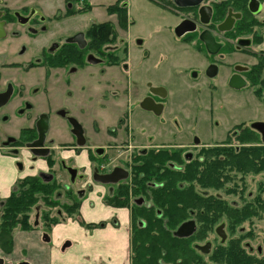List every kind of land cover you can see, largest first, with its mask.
I'll return each mask as SVG.
<instances>
[{"label": "flooded vegetation", "instance_id": "1", "mask_svg": "<svg viewBox=\"0 0 264 264\" xmlns=\"http://www.w3.org/2000/svg\"><path fill=\"white\" fill-rule=\"evenodd\" d=\"M152 1L178 15L172 28L179 39L177 45L190 48L197 56L195 76L206 78L211 89L216 85L210 81L218 80L222 68L230 70L228 86L232 89L251 87L259 94L264 90V0H201L190 7H178L175 0ZM3 4L0 123L22 124L15 133L0 131V156L19 159L27 155L32 162H38V168L31 164L33 174L14 181L9 196H0V221L5 200L12 193H19L29 177L39 178L31 187L41 182L54 190L47 199L41 197L32 206L28 213L30 229L14 228L11 246L0 242V264H35L29 249L16 253L17 236L40 233L44 244L54 246V228L68 220L78 221L89 232L112 230L110 247L98 249L96 260H103L100 264H264V241L253 245L244 229L233 237L239 244L228 243L230 206L240 210L260 206L242 205L240 199L220 194L166 197L162 195L166 181L160 179L158 170L140 168L143 158L152 152L170 149L185 161H192L199 159L207 147H201L198 139L181 146L133 143V118L141 117L135 115L137 110L160 118L167 108V91L152 76L138 75L131 69L128 43L118 38L119 29L126 32L129 25L126 3L125 28L116 13L108 12L114 3L108 4L106 11L115 22L92 23L87 29H73L63 37L44 25L45 16L38 19L35 9L12 10ZM73 8L67 3L65 15L83 12ZM58 17L57 21L61 19ZM31 76L35 77L32 85ZM123 98L126 103L120 104ZM146 99L155 110L142 107ZM118 103V112L122 113L119 125L109 130L114 143L95 145L93 138L100 130L98 110L103 109L108 114L105 118L115 120ZM252 125L249 126L256 136L262 138ZM238 131L234 127L229 136L237 137ZM118 140L120 144H116ZM111 149L118 150L117 159L128 154L125 162L112 164L115 158L108 157ZM17 164L21 167L22 163ZM168 166L181 167L176 158ZM117 168L127 173L124 179L109 183L96 179ZM173 183L182 185L180 181ZM89 193H97L101 212L93 222L84 218L85 207L95 209L85 203ZM169 215L177 221L169 223ZM47 216L58 222L48 221ZM188 221L194 222V233L183 238L175 236ZM40 226L41 232L37 231ZM237 226L238 223L233 228ZM165 235L168 243L163 242ZM150 237L161 242L153 243ZM175 238L187 242H175ZM72 245L68 239L60 251L65 252Z\"/></svg>", "mask_w": 264, "mask_h": 264}, {"label": "rangeland", "instance_id": "2", "mask_svg": "<svg viewBox=\"0 0 264 264\" xmlns=\"http://www.w3.org/2000/svg\"><path fill=\"white\" fill-rule=\"evenodd\" d=\"M116 2L117 0H0V4L4 3V6H10L12 10L21 7L35 9L37 18L41 19L45 16L43 24L62 37L73 29H87L92 23L105 20L115 22L113 16H108L106 6ZM124 2L128 5L129 25L126 32L119 29L118 38H124L128 43L131 69L138 75L152 76L157 81L156 83L164 86L167 91V108L160 118L135 109L137 110L135 115L138 114L141 117L140 119H137L136 116L133 118V143L181 146L198 139L201 147L216 145H244L246 149L263 147L260 135L256 138L254 134L246 133L244 139L235 141L231 137L232 135L229 136V133L241 123L251 125L255 122H264V90L259 94L255 93L251 87L232 89L228 86L230 70L222 68L218 80L210 81V84L216 85L211 89L206 78V80L202 78V75L195 76L198 72L196 63H199L197 56L190 48L177 45L179 39L172 33V28L179 20L178 15L161 8L152 0H124ZM67 3L72 4L75 10L81 9L83 12L65 15L64 9ZM58 15L60 16L58 17ZM56 16L61 19L57 21ZM50 32L54 38L57 37L53 31ZM49 36L51 35L49 34ZM137 42H140L142 46ZM29 80L32 85L35 77L31 76ZM40 97L38 95V98ZM42 101L45 102V99ZM124 102L126 103L124 98L119 101L120 104ZM119 103L117 112L121 107ZM98 111L100 119L97 124L100 130L99 134L93 138V142L95 145L97 143L104 145L110 141L114 143V140L111 139L112 136L109 137V130L119 125L118 120L122 113L118 112L114 120L105 118L108 114L104 113L103 109ZM14 122L0 123V131L6 132L7 130V133H15L17 130L15 132L14 130L22 123ZM116 142V144H120L119 140ZM117 156V149L108 151L109 159L115 158L111 163L117 165L124 163L125 156L128 157V154L121 156L120 159H117ZM18 161H21V167L18 166ZM31 164H35L38 168V162H32L27 155L19 159L12 157L11 161L0 160V196H9L14 181L33 174ZM105 164L107 165V162ZM259 170L245 175L237 174V180H244L246 185L239 182L240 188L227 195L240 199L248 205L247 198L254 195L257 188L260 189L264 183V170ZM12 178L13 180L10 182ZM218 191L221 192V190ZM84 200L88 207L95 206L94 210L85 207L87 216L98 219L101 212L97 207V193L87 194ZM109 217L110 215L107 216V220ZM85 218L88 222L89 217ZM242 229L253 245L264 241V211L248 217V220L244 218L234 230L228 231L229 239L232 241V238L237 236ZM37 231L41 232L43 228L40 226ZM90 233L95 238L92 230ZM100 233L104 239L107 237L108 232ZM21 235L23 234L17 236L18 242H21ZM25 241L31 247L35 246L33 248L35 251L30 253L35 264H49L51 255L57 247L52 244H44L43 240L42 244L38 245V240L35 237L26 238ZM41 245L45 249L43 256L39 255ZM80 248L81 243L78 240L75 252ZM81 251L85 258V263L82 264L103 262L101 259L98 262L96 260L98 249L94 248L87 253H85V249H80L79 252L81 253ZM74 263L72 262V264Z\"/></svg>", "mask_w": 264, "mask_h": 264}, {"label": "trees", "instance_id": "3", "mask_svg": "<svg viewBox=\"0 0 264 264\" xmlns=\"http://www.w3.org/2000/svg\"><path fill=\"white\" fill-rule=\"evenodd\" d=\"M108 12L110 14L116 13L121 26L125 28L127 23V7L124 0H119L110 6ZM236 127L239 130V135L234 138L235 141L244 139L246 133H252L257 138L253 132L254 130L248 124L241 123ZM261 140L263 147L252 149H246L244 145H216L207 147L205 148L204 154H199V159L192 161H185L175 151L163 149L145 156L146 158H143L140 168L150 166V169L158 170L160 179L166 181L164 186L165 192L162 193L166 197L176 196L182 198V196H185L198 198L204 195L216 196L217 194L228 196L227 194L237 191L240 188L238 186L239 182L242 185H246L244 180H237V174L245 175L259 169L264 170V140L262 138ZM173 158H176L181 165L178 169H173L168 166ZM38 179L36 177H29L26 179V184L23 183V187L19 193H12L5 200V206L1 209L2 216L0 221V242L2 245H12L11 234L14 228L20 226L23 229H30L32 227L28 215L29 211H31L32 206L39 203L41 197L47 199L53 192L54 188L51 185H44L41 182L31 187V184L39 181ZM173 181H180L182 185L174 184ZM24 187L27 189H23ZM218 190H221V192ZM263 194L264 183L260 189L257 188V192L254 195L252 194L256 199L248 201V205L260 206V208H256L255 210L253 208L240 210L230 206L228 218L230 230L234 229L233 225L241 222L244 218L248 220V217L255 216L257 213L264 211ZM190 203L192 202L190 201ZM242 213L245 214L244 217L241 216ZM168 218L171 224L177 221L172 215H169ZM204 218L202 221L205 220ZM47 220H50L48 216ZM50 221L54 224L58 222L56 219ZM152 238L150 237L153 243L161 242L156 237ZM163 242L168 243L166 235ZM175 242L183 243L187 242V239L175 238ZM228 243L239 244L236 238H232V241L229 239Z\"/></svg>", "mask_w": 264, "mask_h": 264}, {"label": "crops", "instance_id": "4", "mask_svg": "<svg viewBox=\"0 0 264 264\" xmlns=\"http://www.w3.org/2000/svg\"><path fill=\"white\" fill-rule=\"evenodd\" d=\"M0 160H6L11 161L12 159L2 157L0 156ZM13 180L10 179V182ZM87 211H85V217L88 218V222H93V218L90 216H87ZM86 219V218H85ZM108 230V229H107ZM112 230H108L107 237L104 239L103 235L100 232H94L95 238L92 237L89 230H86L80 223L76 220H68L66 222H62L58 224L54 230H53V237H54V246L57 247L56 250L53 251V254L51 255L50 262L51 264H71L72 262L77 263H85L84 253L80 249H85V253L93 250L94 248L100 249V248H109L111 245V234ZM40 234V233H39ZM38 233H32V234H23L20 237L21 242L15 241L16 245V253H20L21 249H29V251L34 252L35 248L34 245L32 247L30 245H27V241H25L26 238H37L38 245L42 244L40 235ZM71 240L72 246L68 249V251L61 252L60 247L62 243L66 240ZM80 240L81 248L75 252L76 242ZM42 246V245H41ZM45 254V249H43V246L41 247V250H39V255L43 256ZM32 260L34 262L33 256Z\"/></svg>", "mask_w": 264, "mask_h": 264}, {"label": "water", "instance_id": "5", "mask_svg": "<svg viewBox=\"0 0 264 264\" xmlns=\"http://www.w3.org/2000/svg\"><path fill=\"white\" fill-rule=\"evenodd\" d=\"M176 4L178 7H190V6H195L201 2V0H175ZM5 37V33L3 32V29L0 25V38ZM147 99L144 100L142 103V107L145 109H151L155 107H150L149 104L147 105ZM252 127L259 131L262 134V138L264 140V122H255L253 123ZM99 176V175H98ZM96 176V179H99L100 181L104 183H109V182H117L120 179H124L127 176V173L122 170V169H115L112 173L108 175H100L99 177ZM195 231V224L193 221H188L183 223L178 230L175 232V236L179 238L183 237H189L192 235ZM220 231V230H219ZM221 236L224 237V233L221 231Z\"/></svg>", "mask_w": 264, "mask_h": 264}]
</instances>
